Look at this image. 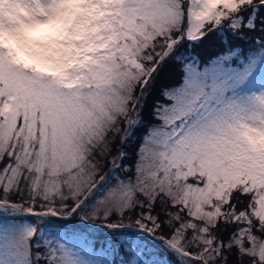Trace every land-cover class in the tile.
<instances>
[{
    "label": "snow or ice",
    "instance_id": "snow-or-ice-1",
    "mask_svg": "<svg viewBox=\"0 0 264 264\" xmlns=\"http://www.w3.org/2000/svg\"><path fill=\"white\" fill-rule=\"evenodd\" d=\"M0 264H264V0H0Z\"/></svg>",
    "mask_w": 264,
    "mask_h": 264
}]
</instances>
